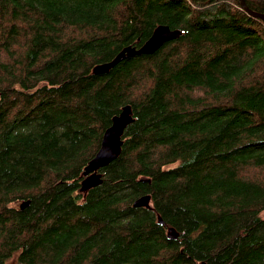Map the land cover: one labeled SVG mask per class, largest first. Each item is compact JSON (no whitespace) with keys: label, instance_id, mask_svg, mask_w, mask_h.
Masks as SVG:
<instances>
[{"label":"trees","instance_id":"trees-1","mask_svg":"<svg viewBox=\"0 0 264 264\" xmlns=\"http://www.w3.org/2000/svg\"><path fill=\"white\" fill-rule=\"evenodd\" d=\"M160 24L182 33L94 72ZM127 104L120 156L81 192ZM0 264H264V19L240 0H0Z\"/></svg>","mask_w":264,"mask_h":264},{"label":"water","instance_id":"water-1","mask_svg":"<svg viewBox=\"0 0 264 264\" xmlns=\"http://www.w3.org/2000/svg\"><path fill=\"white\" fill-rule=\"evenodd\" d=\"M244 9L254 16L264 19V13L252 11L246 4V0H240ZM180 29H171L167 24L158 25L150 38L140 47L127 46L123 48L111 61L100 63L94 67L97 74L108 73L120 61L136 55L150 54L161 48L167 41L177 38L181 35ZM134 121L133 108L130 104L125 105L121 112L115 115L111 125L105 130L101 145L95 156L85 166L83 175L85 178L81 183V190L88 191L103 182L102 172L100 170L108 166L112 161L118 158L122 152L123 135L127 126ZM29 201H24L21 207H25ZM134 206L152 207L150 195H144L134 202ZM162 221V219H159ZM168 235L171 238H177L179 232L174 228L168 229Z\"/></svg>","mask_w":264,"mask_h":264},{"label":"rangeland","instance_id":"rangeland-1","mask_svg":"<svg viewBox=\"0 0 264 264\" xmlns=\"http://www.w3.org/2000/svg\"><path fill=\"white\" fill-rule=\"evenodd\" d=\"M89 191V190H88ZM88 191H83V190H81V192H83V193H87Z\"/></svg>","mask_w":264,"mask_h":264},{"label":"bare ground","instance_id":"bare-ground-1","mask_svg":"<svg viewBox=\"0 0 264 264\" xmlns=\"http://www.w3.org/2000/svg\"><path fill=\"white\" fill-rule=\"evenodd\" d=\"M128 46H131V45H128ZM127 47V46H126ZM125 48V47H124ZM109 62V61H108ZM105 63V62H104ZM100 64V63H99ZM98 65V64H97Z\"/></svg>","mask_w":264,"mask_h":264}]
</instances>
